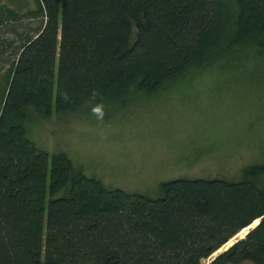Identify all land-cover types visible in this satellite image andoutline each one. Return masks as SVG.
<instances>
[{"label":"trees","instance_id":"obj_1","mask_svg":"<svg viewBox=\"0 0 264 264\" xmlns=\"http://www.w3.org/2000/svg\"><path fill=\"white\" fill-rule=\"evenodd\" d=\"M36 1L43 26L0 101V264H203L245 231L207 264H264V160L149 195L33 140L44 120L91 108L93 89L120 109L188 72L264 61V0Z\"/></svg>","mask_w":264,"mask_h":264},{"label":"rangeland","instance_id":"obj_2","mask_svg":"<svg viewBox=\"0 0 264 264\" xmlns=\"http://www.w3.org/2000/svg\"><path fill=\"white\" fill-rule=\"evenodd\" d=\"M36 11V0H0V101L21 46L43 26ZM251 53L236 69L220 62L120 109L105 107L103 121L91 108L46 119L33 140L50 153L67 152L88 175L129 192L157 195L161 182L179 177L237 179L264 160V61Z\"/></svg>","mask_w":264,"mask_h":264},{"label":"clouds","instance_id":"obj_3","mask_svg":"<svg viewBox=\"0 0 264 264\" xmlns=\"http://www.w3.org/2000/svg\"><path fill=\"white\" fill-rule=\"evenodd\" d=\"M99 95V92L93 89L89 96V103L92 105V115L95 116L98 121H103L105 117L104 104L102 102H97ZM63 99L65 102H70L71 100L70 96L67 93L63 94Z\"/></svg>","mask_w":264,"mask_h":264}]
</instances>
